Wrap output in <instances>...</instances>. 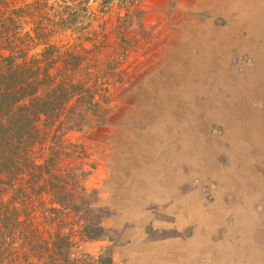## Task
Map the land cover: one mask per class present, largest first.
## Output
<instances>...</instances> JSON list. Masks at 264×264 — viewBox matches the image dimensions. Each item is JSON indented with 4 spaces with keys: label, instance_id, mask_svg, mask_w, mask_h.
Here are the masks:
<instances>
[{
    "label": "rangeland",
    "instance_id": "obj_1",
    "mask_svg": "<svg viewBox=\"0 0 264 264\" xmlns=\"http://www.w3.org/2000/svg\"><path fill=\"white\" fill-rule=\"evenodd\" d=\"M105 1L108 5L103 3ZM125 1L75 0L77 4L85 3L89 9L90 15L84 22L85 26L87 25L85 32H90L87 41L77 39L76 32L73 31H66L51 39L63 48L72 47L81 42L90 49L92 52L88 55L90 62L89 71L87 70V74L90 75L89 86L98 83L104 84L105 87L99 88L105 91H103V102L93 114H90L81 129L69 134V139L83 148L84 161L88 164L87 170H91L87 187L98 192L100 205L108 211L104 221V226L108 230L107 237L87 242L80 250L89 257L87 264H99V258L107 260L108 256H110L111 264H119L118 250L124 245L120 238L135 224L134 221L125 219L130 212L119 203L114 193V189L126 179V171L132 172L135 169L140 171L138 174L141 171L144 174L157 173V180L153 181L156 186L153 184L150 191L155 195L165 187L169 188L171 176L165 175L164 172L166 166H171L174 168L175 175L172 178L173 188L175 187L173 197L179 193L178 187L176 188L178 183L198 176V179L180 188L184 195L193 193L199 187L200 178L201 182H212L214 177L211 171L209 174L200 173V170L191 163L187 165L191 172L189 178L185 177L186 174L181 175L182 173L175 172V169L186 165L189 149L193 150L191 153L193 156L198 154L197 150L201 148L203 139L202 137L197 141L196 146L191 144L188 148L185 147L184 152H181L178 146L183 139L179 138L180 135L188 138L189 135L199 132L206 138L208 132L212 136L220 137L223 129L213 122L227 119L229 110L233 109L235 112L233 111L232 119L236 122L238 118V124L230 132L226 130L225 134H236L241 137L240 142H235L232 147L235 150L237 146L240 151L238 155L235 152L236 156H232V165L240 166L244 165L243 157L248 151L251 152V148L254 149L255 144V142L251 143L248 149L245 144V149H242L241 141H244L243 135L247 129L245 127L247 121L250 126L256 119L257 122L264 120V113L258 108L256 110L259 115H247L249 104H245L257 98L260 92V88H257L259 84L253 86L250 84L248 88H241L247 85L246 75L253 71L254 66L259 62L258 58L264 54V0H256L258 3L245 0L246 4L243 3L244 0H232L228 4H225L224 0H135L132 6L127 7L124 6ZM233 2H237L236 6L243 5L236 8L235 5L232 6ZM214 31L217 35L213 34ZM206 32H211L213 36L205 37ZM224 32H230L234 37L225 39ZM217 36L218 44L222 47L220 52H211L213 56L208 55L211 57L209 59L203 53L204 39L216 40ZM99 45L104 46L101 55L96 51ZM115 58L120 60L117 73L113 71ZM256 71H262V68L259 67ZM177 74H179L178 78ZM214 76L221 80L222 85L219 83L218 86L213 85L217 80ZM233 80H237L238 87L241 85L240 88H228L229 82ZM184 83L191 87L179 86ZM202 101L224 104L227 111L221 110L219 105L215 108V116L205 121L206 123L197 117L189 122L186 118H179L181 110L186 108L185 105L188 102L194 103L197 108L201 106ZM167 117L172 118L170 124ZM162 119L163 121H159ZM157 124L163 125L159 128L163 129L162 132L170 135L173 133L177 139H172L167 144L162 142L164 134L161 135V131H157ZM254 131L256 130L253 127L250 133ZM173 143L174 146H172ZM163 144L166 145L162 148ZM213 145L215 147V144ZM211 152H208L210 155L207 154L209 157H212ZM219 156L222 157L223 165H226L225 155L222 153ZM250 157L254 164L260 161L258 165L253 166L255 169L262 168L259 171L262 172L261 161L264 156L260 155L257 158L250 155ZM181 162H183L182 165ZM183 168L184 170L186 168L185 171L188 170L186 166ZM141 175H132L131 180L139 184L137 180ZM206 185L201 188L202 193L193 198L201 201L204 197L205 203L208 204L212 202V198ZM168 202L173 203L167 201L160 204L161 212H166L171 206ZM165 204L168 207L163 209ZM157 210L158 206L154 204H149L145 208L147 213L153 215L157 213ZM155 219L165 223V227L157 228L153 221L149 223L146 229L151 238L166 239L178 236L183 238L191 236L196 231L193 223L177 226L171 217L165 216L161 220L159 215H156Z\"/></svg>",
    "mask_w": 264,
    "mask_h": 264
},
{
    "label": "trees",
    "instance_id": "obj_2",
    "mask_svg": "<svg viewBox=\"0 0 264 264\" xmlns=\"http://www.w3.org/2000/svg\"><path fill=\"white\" fill-rule=\"evenodd\" d=\"M88 10L75 0H0V264H87L82 246L107 237L108 211L69 139L105 87L89 86L90 49L51 40L73 31L87 41Z\"/></svg>",
    "mask_w": 264,
    "mask_h": 264
},
{
    "label": "crops",
    "instance_id": "obj_3",
    "mask_svg": "<svg viewBox=\"0 0 264 264\" xmlns=\"http://www.w3.org/2000/svg\"><path fill=\"white\" fill-rule=\"evenodd\" d=\"M263 57L264 54L258 58L259 62L254 66L253 71L246 75L247 85H240L241 88H248L250 84L252 86L259 84L257 88H260L257 98L245 103L249 104L247 115H259L256 108L264 113ZM259 67L262 68V71L257 72L256 70H259ZM174 75L173 72V77ZM178 77L179 74H177ZM233 81L229 82V86H226L228 88H240L237 85V80ZM218 83L222 85L219 78L213 85L217 84L218 86ZM179 86L190 88V86L185 84H179ZM199 88H204V86ZM229 111L227 119L214 120L213 122L222 127L223 134L218 137L212 136L207 132V137L203 136L201 141V148L197 150L198 154L193 156L191 154L193 150L190 151L189 149L186 165H182L183 162H181L182 166L175 169L176 173L186 174L185 177L189 178L191 172L187 165L191 163L200 170V173L208 174L212 171L214 177L212 182H201L200 178L199 187L193 193L189 192L184 195L180 191L181 186L199 177L197 176L192 180L187 179L176 185L180 194L178 193L177 196L173 197L175 195V187L173 188L174 184L172 185L174 168L166 166L164 173L167 176H171L169 188L163 187L165 190H162L161 195H154L150 191L152 189L151 186L153 184L155 186L153 181L157 180V173L153 172L151 174L148 171L150 174H144L141 171L139 174L142 175L138 178L139 184H137L131 178L132 175H139L138 172L140 171L134 169L132 172H125L126 179L120 182L119 186L114 189V193L117 195L116 198L119 203L124 205L130 212L125 219L134 221L135 224L132 229L124 232L120 238L121 243H124V245L119 247L118 250L119 264H264V159L261 161L263 170L259 172L262 168L255 169L253 165H258L260 161L254 164L253 159L250 157V155L257 158L260 155L264 156V120L261 119L257 122L256 119L250 126L247 121L245 126L247 129H245L243 135L244 141H241L242 149H245V144H247L246 149H248L250 144L255 142L253 147L255 150L251 148V152L248 151L243 157L247 160H244V165H232V156L240 153L237 146L235 150L232 147L235 142H240L241 137L236 136V134H225L226 130L230 132L238 124V118L236 122L232 119L234 110L231 109ZM205 123L201 122V124ZM253 127L256 131L250 133ZM171 136L173 140L176 138L175 134H171ZM173 144L172 146H174ZM213 144H215V147ZM211 145L214 147L213 150H207L211 149ZM210 151H212V157L208 156ZM222 153L225 155L226 165H223L222 157L219 156ZM184 166L188 168L187 171H185L186 168L184 170ZM217 168H219V171ZM255 171L257 172L253 175ZM208 182L210 183L208 184ZM205 185L210 190L212 198V202L208 204L205 203L204 197L201 198V201L193 198V196H199L202 193L201 188ZM162 197L165 198L163 199ZM159 198L160 200H156ZM172 198L173 200H171ZM167 201H172L173 203L168 202L169 205L171 204L170 207L165 204L163 209L167 207L168 209L166 212H161L160 204ZM149 204L158 206L155 215L145 211ZM156 215H159L161 220L165 216L173 218L177 226L193 223L196 231L191 236H184L183 238L180 236L166 239L151 238L147 231L148 229H146L149 223L153 221L155 227H165V223L155 219ZM153 235L155 237V234Z\"/></svg>",
    "mask_w": 264,
    "mask_h": 264
},
{
    "label": "bare ground",
    "instance_id": "obj_4",
    "mask_svg": "<svg viewBox=\"0 0 264 264\" xmlns=\"http://www.w3.org/2000/svg\"><path fill=\"white\" fill-rule=\"evenodd\" d=\"M229 1H232V0H224V3L225 4H228L229 3ZM240 1H243V0H240ZM239 1V2H240ZM250 1V0H249ZM251 1H253V3L256 1V0H251ZM262 1V0H261ZM257 2V1H256ZM235 3H237V2H233L232 3V6L233 5H235ZM243 3H245L246 4V1L244 0V2ZM253 3H252V5H253ZM258 3V2H257ZM247 4H248V2H247ZM260 4V3H259ZM240 5H243V4H240ZM240 5H238V6H236V8L237 7H239ZM245 6H247V5H245ZM241 7V6H240ZM244 7V6H243ZM243 9H245V8H243ZM249 9V8H248ZM247 9V10H248ZM258 9V8H257ZM237 10V9H236ZM240 10V9H239ZM251 10V9H250ZM262 10V9H261ZM257 11V10H256ZM241 12V11H240ZM260 14V13H259ZM263 14V13H262ZM253 20H255V19H253ZM257 21V20H256ZM261 21V20H260ZM262 23V22H261ZM256 24V23H255ZM260 26V25H259ZM235 32V31H234ZM208 33V34H207ZM225 33V35H224V37H225V39H227V38H229V37H234V35H231V33L230 32H224ZM213 34H216L217 35V33H216V31H214L213 32ZM218 34H219V32H218ZM215 35V36H216ZM211 36H213L212 34H211V32H206V34H205V37H208V38H211ZM219 37H223L222 35H218ZM217 36V38H216V40L215 39H213V40H211V41H207V39L205 38L204 39V42H205V45H202V48L204 49V54H205V56L207 55V58H211L210 56H208V55H212L211 54V52H216V51H218V52H220V48L222 47V46H220L221 44H218V39H219V37ZM222 40V39H221ZM234 41V40H233ZM227 41H225V43H226ZM193 44V43H192ZM195 44H196V42H195ZM223 45V44H222ZM227 45V44H226ZM195 47V46H194ZM192 48H193V46H192ZM223 49V48H222ZM203 51V50H202ZM222 52V51H221ZM213 56V55H212ZM213 58V57H212ZM190 59V58H189ZM188 61V60H187ZM200 62V61H199ZM190 63V62H189ZM202 63V62H201ZM211 63H212V61H211ZM199 67V66H198ZM211 67V66H210ZM201 68V67H200ZM206 68V67H205ZM208 68V67H207ZM189 70V69H188ZM195 70V69H194ZM200 73V72H199ZM222 73V72H221ZM223 74V73H222ZM196 75V74H195ZM200 75V74H199ZM204 75V74H203ZM205 76V75H204ZM215 78H216V76H214ZM190 78V77H189ZM202 78H200V80H201ZM217 79V78H216ZM196 80V79H195ZM199 80V81H200ZM203 80V79H202ZM195 82V81H194ZM203 82V81H202ZM201 82V83H202ZM234 82V81H233ZM193 83V82H192ZM213 83V82H212ZM184 84H186V83H184ZM205 85V84H204ZM191 87V86H190ZM200 87V86H199ZM258 87V86H257ZM177 88V87H176ZM184 90V89H183ZM202 90V89H201ZM179 91V90H178ZM182 92V91H181ZM177 93V92H176ZM174 95V94H173ZM198 95V94H197ZM171 97V96H170ZM175 97V96H174ZM222 98V97H221ZM170 99V98H169ZM191 101H192V99H191ZM171 102V101H170ZM226 102V101H225ZM193 104V105H192ZM198 104V103H197ZM201 105V106H200ZM200 107H197V108H195L196 106H194V103H187L186 105H185V107L186 108H183L182 110H181V115H180V119L181 118H186L187 119V122H189L190 120H193V118H195V117H197V118H199V119H201V120H203V122H205V121H207V120H209V119H211V118H213L215 115H214V112H215V108H217V107H219V105H221V104H219L218 102H215V101H208V102H200ZM175 106H177V104L175 105ZM225 105L224 104H222L221 106H220V108H221V110H226L227 111V109H225V107H224ZM183 107V106H182ZM154 107H152V109H153ZM160 108V107H159ZM162 108V107H161ZM169 108V107H168ZM171 108V107H170ZM173 108H174V106H173ZM157 109V108H156ZM164 109V108H163ZM175 109H176V107H175ZM153 110H155V108L153 109ZM160 112H161V110H160ZM177 112V111H176ZM165 113V112H164ZM172 113H173V110H172ZM155 114V113H154ZM152 115V114H151ZM160 115V114H159ZM163 115V114H162ZM169 115V114H168ZM172 115V114H171ZM174 115H175V113H174ZM182 116V117H181ZM162 117V116H161ZM221 117V116H220ZM222 118V117H221ZM167 119H168V121H169V124H170V121H172L171 119H169L168 117H167ZM179 119V120H180ZM217 119V118H216ZM176 120V119H175ZM175 120H174V122H175ZM178 120V121H179ZM159 121H163V119L162 120H159ZM200 121V120H199ZM183 122V121H182ZM163 123V122H162ZM173 123V122H172ZM171 123V124H172ZM156 126H158V128H157V131L158 132H160L161 133V135L162 134H164L163 135V138H164V141L162 140V142H164V143H168V142H171V138H172V136L170 135V134H166V132L164 133V131L162 132V130L161 129H159L160 127H163V125L162 124H157ZM166 126H167V124H166ZM155 128V129H156ZM168 128V127H167ZM197 128V127H196ZM160 133H158V135L160 134ZM173 134V133H172ZM181 134V133H180ZM181 137H179V138H181V139H183V140H181L180 142H179V149H180V151H185L186 149H185V147H189V145H191V144H193V143H197V141H199L203 136L201 135V133L199 134V132L197 133V132H195L194 134H192V135H189V137L188 138H185L184 136H182V135H180ZM176 139V138H175ZM179 140V139H178ZM161 142V141H160ZM165 144V145H166ZM159 145V144H158ZM162 145V144H161ZM160 145V146H161ZM164 144H163V146H162V148L165 146ZM174 145V144H173ZM193 145H195V144H193ZM209 145V144H208ZM159 146V147H160ZM210 146V145H209ZM249 146V145H248ZM260 146H261V144H260ZM170 147V146H169ZM192 147V146H191ZM199 147V146H198ZM205 147V146H204ZM207 147V146H206ZM211 148H213V146L211 145ZM259 148V147H258ZM257 148V149H258ZM159 149V148H158ZM169 149H171V148H169ZM255 149V148H254ZM159 150H161V149H159ZM165 151L167 150V149H164ZM207 150H212V149H207ZM156 151V150H155ZM163 151V150H162ZM157 152V151H156ZM212 153V152H211ZM193 155V154H192ZM196 155V154H195ZM163 156V155H162ZM176 156V155H175ZM213 156V155H212ZM176 158V157H175ZM160 159V158H159ZM170 159V158H169ZM245 161H247V160H245ZM211 164V163H210ZM213 164V163H212ZM161 166V165H160ZM246 166V165H245ZM200 168V167H199ZM218 169V171H219V168H217ZM211 173H212V171H211ZM181 174V173H180ZM209 174V173H208ZM220 174V173H219ZM182 175V174H181ZM211 175V174H210ZM174 176V175H173ZM180 181V180H179ZM168 182H169V180H168ZM152 185V184H151ZM150 185V186H151ZM156 186V185H155ZM154 187V186H153ZM158 187V186H157ZM156 187V188H157ZM161 187V186H160ZM166 188V187H165ZM158 190H160V189H158ZM163 190V189H162ZM162 190L161 191H159L157 194L158 195H161V193H162ZM165 190V189H164ZM174 191V190H173ZM157 192V191H156ZM164 192V191H163ZM153 193V192H152ZM169 194V193H168ZM173 194V193H172ZM171 195V194H170ZM156 197V196H155ZM170 197V196H169ZM163 199L165 198V197H162ZM157 200V199H156ZM162 200V199H161ZM185 202V201H184ZM192 206H194V205H192ZM200 209V208H199ZM191 210H194V209H191ZM200 211V210H199ZM192 212H194V211H192ZM192 214V213H191ZM196 214H198V213H196ZM201 214V213H200ZM193 215H195V213H193ZM188 217H189V215H188ZM254 221V220H253ZM205 223V222H204ZM206 224V223H205ZM254 246V245H253ZM180 254V253H179ZM199 257V256H198ZM185 259V258H184ZM187 262V261H186Z\"/></svg>",
    "mask_w": 264,
    "mask_h": 264
}]
</instances>
